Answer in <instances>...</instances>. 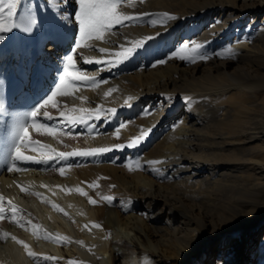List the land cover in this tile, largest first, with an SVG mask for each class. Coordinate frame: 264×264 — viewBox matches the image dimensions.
<instances>
[{
  "label": "bare ground",
  "instance_id": "bare-ground-1",
  "mask_svg": "<svg viewBox=\"0 0 264 264\" xmlns=\"http://www.w3.org/2000/svg\"><path fill=\"white\" fill-rule=\"evenodd\" d=\"M77 10V0H20L17 27L0 34V57L16 49L12 41L21 47L12 56L18 66L8 71L11 75L24 66L27 80L13 90L17 100L34 99L29 107L15 103V118L0 114L9 135H17L21 122H31L30 113L58 85L64 60L78 39ZM120 10L128 15L167 12L178 19L166 27L147 22L119 27L103 41H92L93 47L78 49V69L108 83L57 97L59 110L102 106L116 108L115 117L91 132L63 125L73 135L30 131L33 139L58 152L128 143L141 131L150 132L138 148L30 167L46 174L0 170L5 208L0 264H103V258L109 264H264V0H124ZM145 36L155 38L112 71L82 62L83 57H104L98 48L119 51V45L130 46ZM191 41L213 54L231 47L236 55L151 66ZM12 65L0 61V69ZM110 88L116 91L106 96ZM9 91L1 73L0 100ZM129 96L134 98L131 107L124 106ZM146 107L151 114H144ZM47 110L59 115L50 106ZM122 121L128 126L116 137ZM130 158L163 163L132 171L126 166ZM62 166L65 175L58 171ZM59 176L70 189L83 187L97 203L81 208L83 200L58 194ZM51 178L54 184L45 182ZM107 196L116 199L109 203ZM8 201L22 210L17 216L22 224L8 215ZM46 234L66 236L69 242L58 243ZM216 239L213 253L210 245ZM19 240L41 259L30 257ZM43 256L57 259L45 262Z\"/></svg>",
  "mask_w": 264,
  "mask_h": 264
},
{
  "label": "snow or ice",
  "instance_id": "snow-or-ice-1",
  "mask_svg": "<svg viewBox=\"0 0 264 264\" xmlns=\"http://www.w3.org/2000/svg\"><path fill=\"white\" fill-rule=\"evenodd\" d=\"M123 2L124 0H77L78 10L75 15V19L79 24L77 42L71 54H69L64 60L63 74L54 91L41 105L30 113V123L21 122L18 125L17 140L13 151V163L7 167L6 170L8 172L24 170L21 167V165L24 164L48 165L57 161L66 162L72 158H96L114 150L122 151L126 148H138L146 140L150 129L148 131H141L140 135L133 137L128 143H117L108 147L77 149L70 152H58L55 148L42 144L39 140L33 139L32 132L30 131L31 129H34L35 132L40 135H73V132L70 131L69 128H64L63 125H69L71 129L84 127L86 131L91 132L99 122L104 121L105 123H108L111 122L113 117H115L117 113L116 108H104L102 106H98L95 109L72 108L71 110H59L57 97L72 95L74 91L81 86H98L101 83H108L106 79L97 81L95 77H91L87 75L85 71L78 69L76 60L78 49L93 47V44L91 43L92 41H103L106 34L113 33V31L119 27L144 22H147L154 27L157 25L166 27L170 21L178 19L175 15L167 12L128 15L120 10ZM19 3L20 0H0V34L10 32L13 28L17 27L16 16ZM159 33L160 32H157L156 35H159ZM155 36H145L143 39L130 41L128 42L130 46L121 44L119 45L120 50L115 52H110L107 48H98L100 53L105 54L104 57H83L82 62L89 65L95 64L103 71H112L122 65L125 61L129 60L139 48H142L146 42L154 39ZM3 39L4 36L0 35V40ZM212 55L220 58H231L236 55V52L231 47H228L213 54L207 52L205 45L202 43H197L196 41L184 42L177 46L175 51L170 53L165 59L158 60L151 66L156 67L157 64H165L172 59L195 64L197 62L207 61ZM114 91H116L115 88H110L105 95H110ZM133 99V97L129 96L124 106L131 107L132 105L130 101ZM165 99H171V97L165 96ZM184 99L186 103L190 102V98ZM49 106L53 109H57L59 115H52V113L47 110ZM42 109L43 112H41ZM144 114H151L150 108L146 107L144 109ZM41 119L46 122L41 123ZM49 121H55V123H47ZM127 126L128 123L122 121L115 129L116 137H119L121 129H124ZM25 149L30 152H37L39 155H29ZM161 163L163 162L159 160H147L141 163L140 158H130L128 159L126 166L129 170L135 171L145 167L154 168V166ZM67 166L71 167V165ZM58 171L61 175L66 174V169L63 166L60 167ZM45 187H47V185H45ZM21 190L28 191V189L23 186H21ZM67 190L72 191V189ZM75 191L80 192L85 196L88 195L83 187L78 186ZM37 195H39V193H37ZM104 199L109 203H112L116 198L107 196L104 197ZM3 202L4 197L0 196V220L5 219ZM90 202L92 204L97 203V201L92 198H90ZM8 204L10 205L8 215L11 216L14 222L22 224L23 221L17 220V216L22 210L18 209L16 205L11 203V201H8ZM53 206L57 208L59 207L58 205ZM60 210L63 211L62 209ZM94 226L101 227L99 224ZM35 227L36 226L33 225V228ZM7 235L8 234L5 233V236ZM45 238L54 239L61 244L69 242V238L66 236H52L51 234H46ZM13 239L16 238L13 237ZM19 243L28 250V255L30 257L38 260L41 259L36 252L31 250L30 246L25 243V241L19 240ZM42 259L43 261L48 262L55 261L57 258L53 256H43ZM68 264H80V262L70 260Z\"/></svg>",
  "mask_w": 264,
  "mask_h": 264
},
{
  "label": "rangeland",
  "instance_id": "rangeland-1",
  "mask_svg": "<svg viewBox=\"0 0 264 264\" xmlns=\"http://www.w3.org/2000/svg\"><path fill=\"white\" fill-rule=\"evenodd\" d=\"M183 107H181V109H182ZM13 144V143H12ZM44 144H46V145H49V146H51L52 148H55L52 144H50V143H44ZM12 147H14L15 145L13 144V145H11ZM12 147H11V149H12ZM56 149V148H55ZM13 151H14V149H12ZM11 150V153H13V151ZM57 150V149H56ZM58 151V150H57ZM11 153H9V154H11ZM12 157V158H11ZM11 161L13 162V154L12 155H9V158L6 160V163H5V167L7 168V166H9L10 165V163H11ZM9 164V165H8ZM30 165V166H29ZM22 166V168L24 169V170H21V171H18V173H25V170L26 169H31L30 167H38V169H40V168H42V166L40 167L39 166V164H24V165H21ZM26 168V169H25ZM38 169H31V170H36V171H28L29 173H32V172H37V173H40V174H46V172L45 171H40V170H38ZM59 178L60 179H57V180H60V183L59 184H61V186H59V184L58 185H56V186H58V187H56L55 186V188L56 189H58L57 190V192H58V194H60L61 196L63 195V196H65V195H67V193H68V195L70 194V195H73V196H75L76 198H78L79 199V201H80V199L81 200H83L82 202H81V208H84L87 204L89 205L91 202H90V198H89V196L87 195V196H85V195H83V194H81L80 192H77V191H75V188H73V187H71V189H72V191H68L67 189H70L69 187H66L67 185L65 184V179L64 178H62V177H60L59 176ZM53 178H51V180L49 179V181H47V180H45V182H47V183H49V184H54V179L52 180ZM65 187V188H64ZM74 189V190H73ZM62 190V191H61ZM60 192V193H59ZM49 195V194H48ZM48 195H46V197H48ZM45 198V197H44ZM85 199V200H84ZM83 203H84V205H83ZM263 226H264V222H263ZM263 226H262V228H263ZM262 228H259L260 229V231H259V236H260V232H261V230H262ZM211 247H210V252H211V250H212V252L213 253H215V251H216V248H218V240L216 239V240H214L213 241V243L210 245ZM101 261H102V263L103 264H109V262L108 261H106L105 260V258H103V259H101V260H99V263H101ZM211 264H213V263H211Z\"/></svg>",
  "mask_w": 264,
  "mask_h": 264
}]
</instances>
